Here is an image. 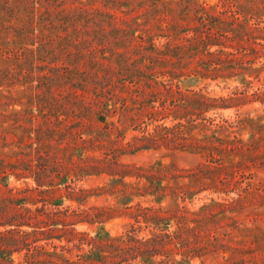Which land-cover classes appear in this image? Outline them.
<instances>
[{
	"label": "trees",
	"instance_id": "16d2710c",
	"mask_svg": "<svg viewBox=\"0 0 264 264\" xmlns=\"http://www.w3.org/2000/svg\"><path fill=\"white\" fill-rule=\"evenodd\" d=\"M97 2L101 7L94 5ZM221 4L228 7L213 13L199 0H0V71L13 74L28 70L35 67L37 59L39 69L55 74L56 94L37 95L32 100L42 107L44 116L65 115L70 119L55 117L59 126L46 129L59 135H65L67 130L70 139L78 137L82 144L107 137L112 131L119 136L121 127L117 123H124L129 111H138L153 96L159 98L160 108L148 110V117L164 114L176 122L171 126L156 125L126 145L134 147L133 150L148 148L156 137H163L175 148L200 158L195 167L182 171L161 163L147 167L123 165L114 160L116 151L107 148L109 153L103 159L86 156L84 161H89L86 165H73L64 177L70 173L76 178L103 174L111 177L94 190L62 181L54 183L51 169L37 161L34 170L39 180L37 187L0 195V227H4L0 230V264H191V258L212 252L210 246L214 243L224 247L218 237L214 236L212 241L205 238L211 233L208 224L215 214L213 208L225 211L231 204L212 199L195 210L182 203L206 189L227 194L231 186L239 190L236 202L250 194L264 196V182H251L253 172L248 173L250 180L241 186L247 177L245 169L264 167V148H261L264 122L240 118L235 122L221 119V123H214L207 112L222 106L225 99L207 96L202 89L194 90L192 84L186 83L224 70L227 75L257 71L245 63L254 60L264 48V43L256 41L264 40V26H259L264 22V0H221ZM110 5L124 7L125 12L128 9L129 16L120 19L123 26L111 29L122 38L138 32L134 37L138 39L137 53L141 54L138 59L121 58L118 72L110 64L101 66L96 60L89 66L80 62L67 66L63 54L62 60L36 57L28 46L35 38L80 40L95 34L105 35L108 32L105 24H111L117 16L106 9ZM251 18L257 22L248 23ZM156 37L165 40L154 45L151 41ZM145 39L150 41L148 45L144 44ZM227 43L233 44L232 51L223 49ZM213 45L220 48L210 50ZM192 53L198 55L203 68L193 70L196 78H190V74L179 68L181 60ZM250 82L247 80L245 84ZM114 116L116 121L111 119ZM95 117L102 126L92 122ZM244 126L251 129L246 139L237 133ZM33 130L36 160H41L43 152L52 146L45 141L41 125ZM11 166L17 168L18 161ZM126 178L132 179L126 181ZM61 183L64 193L54 187ZM43 185L47 188H38ZM91 194L114 195L118 205L129 210L126 214L137 226L130 224L121 235H111L103 226L94 235L75 231L73 226L77 223L93 224L111 217L114 210L111 207L63 206L62 196L83 205ZM147 195L152 199L134 202L136 197ZM167 197L169 203L162 205ZM38 202L40 206L34 209L26 206ZM23 225L31 230L21 229ZM171 226L173 229L168 231ZM143 229L148 233L140 235ZM63 238L76 242L71 247L52 245V249L46 248V244H36L42 239ZM83 243L89 247L85 252L81 249ZM21 251L23 257L16 261L12 255ZM174 253L182 258L172 260Z\"/></svg>",
	"mask_w": 264,
	"mask_h": 264
},
{
	"label": "rangeland",
	"instance_id": "374dc122",
	"mask_svg": "<svg viewBox=\"0 0 264 264\" xmlns=\"http://www.w3.org/2000/svg\"><path fill=\"white\" fill-rule=\"evenodd\" d=\"M199 2L208 7L213 13H218L228 7L226 5L222 6L221 0H199ZM94 5L101 7V4L98 2L94 3ZM105 7L117 15L116 19H112L111 24H105V29L108 31L105 35L95 34L92 37H85L80 40L55 38L43 41L35 38L28 46L35 51L36 57L43 55L45 59L58 57L62 60L63 54V59L67 61V66H71L76 62L89 66L90 63L96 60L103 64L101 66L110 64L118 72V61L121 58L138 59L140 57L141 54L137 53L136 46L138 39L134 37L138 32H135V34L130 33L126 38L119 37L118 33L111 28L123 26L120 19L129 16L128 9L125 12L124 7L116 8V6L111 5L110 8L108 6ZM239 16L244 18L243 14ZM256 22V18H251L248 21L250 24ZM259 26H264V22L260 23ZM36 32L37 30H35ZM164 40L165 38L156 37L151 43L159 45ZM256 41L264 43V40L260 38ZM144 42L145 45L150 43L147 39ZM231 45L233 44L227 43L223 49L230 51ZM218 48L220 47L213 45L210 50ZM39 63L35 59V67L14 72L13 74L11 71H0V195L6 196L26 187H37L36 181L39 180L36 174H34L37 161L51 169V177L55 181L54 183L62 181L64 184L92 190L105 185L111 177L103 174L100 176L77 175L76 178L72 173L66 179L64 177L68 171L70 172L73 165H86L89 162L84 161L86 160V156L103 159L106 152L109 153V150L112 149L116 151L114 153L116 157L114 160L123 165L147 167L161 163L162 165L172 166L174 169L182 171L195 167L200 161V158L196 155L189 151L175 148L174 144L168 143L163 137H156V140L148 144V148L133 150L134 147L126 145L128 142H132L134 137L144 134L145 131H152L156 125L171 126L176 122L172 116H164V114L154 116L151 114L148 117V110L152 111L160 108L158 97L151 96L149 97V102H146L138 111H129L126 115L127 120L122 124L117 123L121 127L119 136H116V131H112L109 132L107 137L101 136L98 140L92 139L90 143L82 144L78 141V137H75L74 140L70 139L71 137L67 130H65V135H59L51 129H46L48 127H52L53 129L59 126L55 117L59 119H70V117H66L65 115L57 116L56 114L44 116L42 107L32 100L37 95L56 94L57 91V87L53 84V80L56 78L55 74L39 69ZM245 65L250 66V68H256L257 71H253L251 74L248 71H244L227 75L225 74L226 70H224V72L219 74L197 78L195 82L191 80L187 81L186 84H192L191 88L194 90L202 89L207 96L225 99L223 104H221L222 106L207 112V115L214 118V123H221V119L235 122L240 118H252L255 121L264 122V96H258L257 94L264 93V48L258 52L254 60L246 62ZM179 68L185 74H190V78H196L193 72L194 69H203L199 64L198 55L194 53L191 56L186 55L181 60ZM182 77H186V75ZM242 77L244 80L241 79ZM247 80L251 82L245 84ZM61 103L70 106L67 101H62ZM260 117L261 119L259 120L258 118ZM111 119L116 121L117 117L114 116ZM92 122L98 126H102V123L96 117L92 119ZM37 125L42 126L41 133H45V141L52 146L47 152H43L44 158L41 160H36V133L33 128ZM250 132L249 126L237 129V133L243 139H246ZM261 148L263 149L264 147ZM107 157L111 158V155L108 154ZM257 160L260 159L258 158ZM15 161H18L17 168L11 166ZM29 164H31L30 170ZM250 172L254 173L251 179L252 183L264 182V167H249L245 169V176L247 177L243 179L242 187L250 180L248 178V173ZM17 174L20 175L17 176ZM131 179L126 178L125 180ZM185 181L186 179H183V182ZM62 183L55 184L54 187L64 193L65 189ZM38 188L47 187L43 185ZM238 191L234 186L228 187L227 194L206 189L182 203L187 208L195 210L201 205L209 203L212 199L231 204L225 211L218 212L220 210L218 207L215 206L213 208L215 214L208 224L211 233L205 238L206 241H212L214 236L218 237V239H222L224 247L220 248L218 243H214V245L210 246L214 249L212 252L200 257L195 256L191 258V264H264V196L260 197L257 194L251 196L250 194L242 201L236 202L234 199L237 197ZM62 198L64 199L63 206L74 208L77 206L79 208L104 206L114 209L111 217L104 219L103 222L75 224L73 226L75 231L94 235L98 227L103 226L111 235H121L129 229L130 224L137 226L133 218L126 214L129 213V210H124L122 206H119L114 195L91 194L86 198L83 205L78 204L76 200L68 199L64 196ZM149 199H152V196L136 197L134 202ZM169 201L170 198L167 197L162 205L169 203ZM26 206L34 209V207L40 206V202L26 204ZM140 225L144 226L143 223ZM20 228L31 230V227L26 225ZM2 229L4 227H0V230ZM172 229L173 227L171 226L168 228V231ZM146 233H148L147 230L143 229L139 234L145 235ZM73 242H67L66 238L49 241L42 239L37 241L36 244H46V248L52 249V245L71 247ZM88 248L87 244L83 243L81 245L83 252ZM75 252L76 249L73 250V253ZM23 254L24 252L21 251L14 253L12 257L18 261L22 259ZM181 258L182 256L179 253L172 254V260H179ZM227 258L228 260H226Z\"/></svg>",
	"mask_w": 264,
	"mask_h": 264
}]
</instances>
